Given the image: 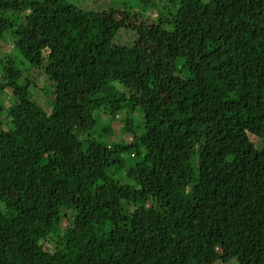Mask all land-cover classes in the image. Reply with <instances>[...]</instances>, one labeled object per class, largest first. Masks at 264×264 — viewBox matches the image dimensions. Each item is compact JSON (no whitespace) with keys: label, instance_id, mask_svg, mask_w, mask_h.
I'll list each match as a JSON object with an SVG mask.
<instances>
[{"label":"trees","instance_id":"trees-1","mask_svg":"<svg viewBox=\"0 0 264 264\" xmlns=\"http://www.w3.org/2000/svg\"><path fill=\"white\" fill-rule=\"evenodd\" d=\"M146 22L128 47L106 12L0 0V264H264V0H167ZM127 95L131 141L94 138Z\"/></svg>","mask_w":264,"mask_h":264},{"label":"rangeland","instance_id":"rangeland-1","mask_svg":"<svg viewBox=\"0 0 264 264\" xmlns=\"http://www.w3.org/2000/svg\"><path fill=\"white\" fill-rule=\"evenodd\" d=\"M70 3L76 4L77 6L91 11L96 12H102L105 13L111 18H116V21L118 23H121L119 32L116 35L115 42L121 45H125L128 47H137L138 45H141V41L144 40V38L139 34L140 33V26L142 21H147L146 23L148 25L154 24L153 20H156L158 18V14L160 11H162L163 4L167 2V0H67ZM146 4H145V3ZM151 2H154V6H151ZM151 5H150V4ZM121 13H118V12ZM135 13L143 14V19H136ZM153 32L149 31V34ZM148 33V32H147ZM154 34V33H152ZM146 37V36H145ZM161 35L158 34L155 38L156 42H160ZM150 40L152 38H149ZM149 40V41H150ZM140 42V43H139ZM9 42H7L8 45ZM160 45H157L154 43H143L142 49H145L146 51H151L153 54L154 60L158 62L159 59H161V54L163 53V50L160 48ZM10 48H13V45L10 44ZM12 54V56L16 59L17 66L23 70L28 67L27 64H25L23 57L18 53V51L8 50V53ZM172 53L174 54V49L172 50ZM42 70L39 69H33L30 70V72H26L25 76H29L31 78H35L34 82V90L36 92L34 98L37 100V102L43 107V109L50 113L52 110V102L54 100L53 92H54V85L52 81L48 80L46 76H41ZM1 77V73H0ZM11 92L6 91L5 93L0 91V103L3 105H7L11 101ZM127 100H121V108L119 109L118 117L113 121L112 125L107 126V118L113 119V115L108 112L107 114H101L98 113V127L95 130L94 138L103 140L104 142H107L108 145H117V144H127V142L131 141V137L127 134H122V129L124 128V124L126 122V119L128 118V111H129V96H126ZM155 109L161 108V105L159 103H156L154 105ZM6 110L2 114L3 121L6 122ZM131 118L134 119V122H136V129L139 127V121L141 120L137 114H130ZM109 127L111 131L109 132ZM108 131V132H107ZM105 133V134H104ZM108 133V134H106ZM17 201V198L14 196H9L7 198L0 199V209L4 208V205H7L9 203H15ZM219 264H225L223 262H220ZM230 264H238L236 260L232 261Z\"/></svg>","mask_w":264,"mask_h":264}]
</instances>
